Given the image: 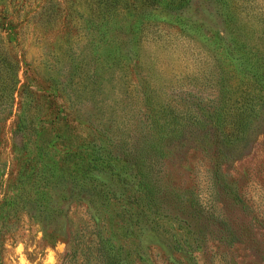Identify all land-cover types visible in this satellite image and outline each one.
<instances>
[{"label": "rangeland", "instance_id": "374dc122", "mask_svg": "<svg viewBox=\"0 0 264 264\" xmlns=\"http://www.w3.org/2000/svg\"><path fill=\"white\" fill-rule=\"evenodd\" d=\"M0 264H264V0H0Z\"/></svg>", "mask_w": 264, "mask_h": 264}, {"label": "trees", "instance_id": "16d2710c", "mask_svg": "<svg viewBox=\"0 0 264 264\" xmlns=\"http://www.w3.org/2000/svg\"><path fill=\"white\" fill-rule=\"evenodd\" d=\"M150 1L157 2L158 0H150ZM162 1H164V0H162ZM174 5H176L175 2H174V4H173V3H172V4H169V3H168V6H170V7H171V6H174ZM6 12H7V11H5V12H1V13H4V14H5ZM6 16H7L6 19H7V20L9 19V22L12 23L13 21L11 20V17L9 16L8 12L6 13Z\"/></svg>", "mask_w": 264, "mask_h": 264}]
</instances>
